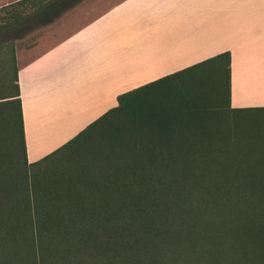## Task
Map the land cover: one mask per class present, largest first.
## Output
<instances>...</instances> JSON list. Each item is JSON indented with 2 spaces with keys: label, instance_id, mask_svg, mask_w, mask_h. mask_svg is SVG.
<instances>
[{
  "label": "trees",
  "instance_id": "obj_1",
  "mask_svg": "<svg viewBox=\"0 0 264 264\" xmlns=\"http://www.w3.org/2000/svg\"><path fill=\"white\" fill-rule=\"evenodd\" d=\"M46 1L0 10L15 22L30 9L42 19ZM7 45L0 264H264V108L230 107L229 52L118 95L117 106L28 163Z\"/></svg>",
  "mask_w": 264,
  "mask_h": 264
},
{
  "label": "crops",
  "instance_id": "obj_2",
  "mask_svg": "<svg viewBox=\"0 0 264 264\" xmlns=\"http://www.w3.org/2000/svg\"><path fill=\"white\" fill-rule=\"evenodd\" d=\"M18 1L0 0V9ZM45 6L42 19L33 17L35 9L25 15L35 27L62 21L54 41L16 54L28 163L117 106L118 95L224 52L231 55L230 107L264 108V0H47Z\"/></svg>",
  "mask_w": 264,
  "mask_h": 264
},
{
  "label": "rangeland",
  "instance_id": "obj_3",
  "mask_svg": "<svg viewBox=\"0 0 264 264\" xmlns=\"http://www.w3.org/2000/svg\"><path fill=\"white\" fill-rule=\"evenodd\" d=\"M14 16L9 12L0 10V47L12 43L13 53L16 58V54H31L45 48L46 45L54 41L55 30L62 26V21L54 22L50 25L35 27L31 16L28 15L27 19L20 22L14 21ZM62 30L61 33L65 32ZM9 45L0 50V56L2 54H9ZM4 91L0 89V92ZM263 114H257L261 117Z\"/></svg>",
  "mask_w": 264,
  "mask_h": 264
}]
</instances>
